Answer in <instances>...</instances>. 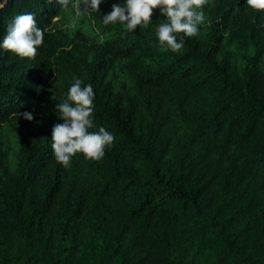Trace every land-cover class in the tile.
<instances>
[{"label": "trees", "instance_id": "16d2710c", "mask_svg": "<svg viewBox=\"0 0 264 264\" xmlns=\"http://www.w3.org/2000/svg\"><path fill=\"white\" fill-rule=\"evenodd\" d=\"M115 3L0 9V44L17 15L45 29L35 59L0 48V264H264V11L208 0L173 52L158 10L105 26ZM77 78L115 141L65 168L51 135Z\"/></svg>", "mask_w": 264, "mask_h": 264}, {"label": "clouds", "instance_id": "9594fccd", "mask_svg": "<svg viewBox=\"0 0 264 264\" xmlns=\"http://www.w3.org/2000/svg\"><path fill=\"white\" fill-rule=\"evenodd\" d=\"M19 2V0H17ZM46 3H59L62 10H74L77 17L99 12L104 0H45ZM7 0L0 3L2 9ZM208 0H124L115 3L109 13L102 17L105 26L119 22L129 32L139 26L146 28L152 21L154 10L164 17L157 26V37L162 50L179 52L184 47L185 37L198 34L205 23L206 16L202 8ZM249 8L264 11V0H246ZM45 29L37 26L33 13L17 15L7 27L0 48L21 59H35L37 50L43 45ZM183 34V35H180ZM54 97H52L53 99ZM95 93L91 84H83L75 79L67 92V99L56 104L59 118L63 123L53 126L51 149L56 161L65 168L71 166L72 158L81 153L86 159L99 161L105 150L115 141L113 133L101 126L98 130L94 123ZM24 119H34L31 112L19 113Z\"/></svg>", "mask_w": 264, "mask_h": 264}]
</instances>
